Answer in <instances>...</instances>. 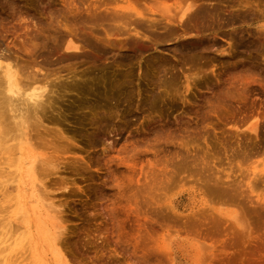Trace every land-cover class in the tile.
<instances>
[{
    "label": "rangeland",
    "instance_id": "1",
    "mask_svg": "<svg viewBox=\"0 0 264 264\" xmlns=\"http://www.w3.org/2000/svg\"><path fill=\"white\" fill-rule=\"evenodd\" d=\"M74 1L79 4V10L66 13L62 0H39L40 12L37 13L45 23L55 14L59 19L75 17L81 21L87 10L91 8L92 12L95 4H100L99 0ZM105 1L109 6L133 5L145 14V26L151 18H158L152 12L156 4L153 0ZM173 1L167 2L173 4ZM217 1H223L219 4L225 13L230 8L224 5L230 1L232 10L242 12L244 17L233 24L201 33H185L179 25L171 24L173 32L167 36L162 34L157 43H153V31H145L142 25L147 35L140 39L142 52H133L134 47H130L132 51L129 48L112 50L108 62L103 64L106 65L104 79L96 77L97 68L90 65L65 62L58 68L52 67L56 73L49 78H56L60 86L54 102L46 106L44 112H38V118L29 120V145L51 153L55 168L39 175L38 181L33 180L32 189L24 184L22 191L13 190L11 187L15 183L7 186L8 182H1L0 210L5 211H0V264H145L150 258L147 252L151 249L154 252L157 245L166 243L173 245V256L184 261L194 255L201 256L207 250L201 252L204 249L197 250L190 245L197 240L211 245L205 252L210 258L202 255L209 260L206 264H222L228 258V261L236 258L237 255L231 256L237 252L246 256L247 251L264 238V203L260 202L259 207L263 211L256 209L260 204L257 198H264V176L259 180L248 178L251 167L264 166V31L259 28L264 25V0L212 2ZM197 3L203 5L202 1ZM2 18L10 20L12 16L7 14ZM80 26L91 39L104 40L101 29L91 32L89 26ZM156 26L161 31L163 22ZM5 34L13 54L23 55L16 30L11 28ZM114 36L118 40L126 37L125 34ZM254 36L257 41H253ZM200 37L214 39L217 44L204 51L205 55L194 64L196 67L193 65L190 70L189 65L179 67L175 49ZM229 37L235 44L232 48L226 39ZM238 37H248L249 42L238 46ZM114 54H118L117 57L126 55V63L112 65ZM165 60L169 63L170 74L153 65V61ZM255 116L257 136L245 135L238 128ZM2 120L0 130L4 133L9 131V124ZM5 120L8 122L9 117ZM236 125L240 126L236 128ZM4 135L2 141L8 140V144L17 141L12 133ZM227 174L228 180H233L231 186L238 182L253 200L246 205L249 213L244 206L246 209L242 207L239 216L243 218L245 213L251 216V211H254L252 216H256V210L262 213L258 219H248L247 215L248 221L244 218L251 227L245 226L252 228V235L258 239L251 238L245 243L239 236L236 239L241 243L235 239L237 224L233 222L239 220V216L232 200L221 205L222 215L213 211L216 217H222L221 220L225 218L223 223L219 221L221 227L219 224L215 227L220 219L213 223L212 213L210 218L209 211L199 212L201 208L207 210L203 201L208 195H204L202 188L207 189L205 186L214 184L217 176ZM201 181H208L203 182L208 184L200 188ZM35 183L42 187L39 189ZM4 189H8L6 193ZM2 195L6 198L2 199ZM42 197L50 201L49 206ZM171 203H175L174 209H170ZM159 208L165 213L163 217L168 209L167 218H161ZM196 209L199 210L197 215ZM25 210L29 214L18 218ZM170 211L172 215L176 213L175 217L180 215L181 221L178 216L173 218ZM188 216L187 224L192 218L190 222L197 225L198 229L193 228L195 233L189 231L192 228L186 224ZM229 217L237 219L226 222ZM15 219H22L24 225ZM14 223L20 226L15 227ZM193 224L189 225L195 227ZM58 227L63 229L62 235L57 233L58 236L51 238ZM196 232L203 235L199 237ZM146 234L151 241L145 238L143 241ZM56 249L61 254L58 255ZM152 254L150 260L154 263L146 264L160 261L158 257L161 256Z\"/></svg>",
    "mask_w": 264,
    "mask_h": 264
},
{
    "label": "bare ground",
    "instance_id": "2",
    "mask_svg": "<svg viewBox=\"0 0 264 264\" xmlns=\"http://www.w3.org/2000/svg\"><path fill=\"white\" fill-rule=\"evenodd\" d=\"M99 1L98 2L100 4H98L97 6L95 4L94 6L95 8H93L92 12H91L92 10L91 8H90L91 10L89 9L90 12L89 10H87V14L84 15V18L81 19V21L76 20L75 17H70L68 19H64V18L59 19L57 16H55L56 15L55 14V15H52L54 17H51L49 20L47 19L49 21L48 23L47 22L45 23L42 20V18H40L39 14L37 13L38 11L40 12V8L38 7L39 0H20V1L19 0H0V10H1L0 11V119L2 120V116H5L3 118L4 120L2 121H4V124L6 123L9 124L7 127L9 131H6L3 133V131L0 130V137H2L0 138V178L2 179L4 178L3 181L2 179H0L1 180L0 184L1 182L2 183L8 182L7 186H9V184L12 185L13 183H15L14 185H12L13 187L11 188L13 190L16 189L18 191H22L24 189L23 185L27 184L28 185L27 188L32 189L31 185H32L33 180L38 181L40 177L39 175H44L46 170H49V168L50 169L55 168L56 162H55L53 155H51V153L49 152L47 153L46 151H40L38 147L29 145V133L31 131L29 120H31L32 117L38 118L39 117L37 115L38 112L40 111L44 112L46 106H49V104H52L54 102L53 98L58 92V88L60 86L59 81L57 82L55 81L56 78H51V79L49 78L51 77L52 74L56 73L54 68L52 67L58 68L61 66V64L65 62H72L75 64L78 63L80 65H83V64L90 65V66H94L97 68V73L95 76L101 79H104L105 74H106L105 72L106 65H103V64L108 62L107 59L112 50L116 49L117 51H121L122 49L129 48V50L132 51L131 50L132 48L130 47H134L135 51L133 52H136V53L137 51L138 53L142 52L141 51L142 44H140V39L142 37H147L145 32H143V30L141 29L142 25L144 26L145 31L146 30L153 31V36H152L153 43H157L158 41L162 39V34L163 36H167L168 34H171L173 32V29L170 26L171 24L179 25L182 28V31L185 33L188 31H194L195 33L197 32L201 33L206 30L208 31L209 29H212V28H221L222 26H227L235 22H238L245 15L239 11L234 12L232 10L233 5L231 4L229 5L230 1L227 4H225L227 2L226 0H224V2L225 1L226 2L223 3V5L225 4L224 6L230 8V10L227 11V13H225V11L220 6V4L223 1L221 3L218 1H217L218 3H214L212 2L214 0H175L173 1V4L171 3L172 4L171 5V4H168L167 2L168 0H153L156 2V4H153L152 12L153 14L158 15V18L157 19L151 18L152 19L151 22L149 21L148 22L149 24L145 26V24L147 23V21H144L145 14L137 10L133 5L128 4V5L109 6L107 4L108 1L107 2L105 0H99ZM198 1H202L203 5L200 3H197ZM20 2H22L23 4ZM31 2H34V3H31ZM78 5L79 4L75 2L74 0H62V8L64 10L62 11L66 13H70L72 12L73 9L79 10ZM7 14L11 15L12 19L3 20L2 16L7 15ZM29 16L32 20L28 18ZM6 17L7 16H5V18ZM33 19L35 21H33ZM143 21L145 22L144 24H143ZM162 22H163L162 30L158 31L156 25ZM8 24H12V27L8 26ZM80 24H85L89 26L91 29V32L93 31L96 32L99 29H101L104 33V40L102 39L101 40L102 42H101V41H96V40L91 39L90 36L85 35V33H83L80 30L81 29ZM11 28H14L17 32V35L20 36V39L18 37V40H19L18 47L20 48V51L24 52L23 55L13 54V51H11V48L9 47V43L6 40L7 37L5 33L9 32ZM259 28H261L262 32L264 31V25H259ZM114 34L116 35L125 34L126 37L125 39L118 40V38L114 36ZM233 38L235 39V37ZM226 39L228 40L227 42L229 46L232 48L234 44L232 37H229ZM253 41H257V37L254 36ZM248 42H249L248 37L244 39H242L241 37H238V40L236 43L238 44V46H243V45H246ZM216 44L217 43L214 39H208L205 37H200L195 41H190V40L186 41L184 42L183 45L175 49L176 64L179 67H182L184 65H187V66L189 65L188 70H190V67L193 66L199 60L200 57H203L205 55L204 51L210 49ZM84 48L86 50L83 51ZM61 49L63 50V52H61L62 51ZM53 55H56V57L52 58ZM116 55L118 56V54ZM126 55L121 54L119 55V57L116 56L117 58L115 59H114L115 56L112 57V60H111L112 65H114V63H118V64L122 62L126 63L124 62L125 60L128 59ZM159 62L153 61V65L160 66L162 68L163 73L170 74V66H169L168 61L165 60L163 62L162 61L160 63ZM165 77L166 76H164V79L167 80L168 78L167 77L165 78ZM66 83H63V84H66ZM166 84H168V82ZM6 114L8 116H6ZM7 117H9L8 122L5 120L7 119ZM243 124H241L242 127L240 125H236L237 127L236 126L235 127L238 128L240 126L238 129L242 131V133L244 134L246 133L245 135H247L248 133V134H252L255 137L257 136L258 126H257L256 116L253 117L249 123H245L244 125ZM8 133H12L13 134L12 138H16L17 141H15L14 143H9V144H8V140L2 141V139L5 137L4 134H8ZM262 171H264V166L260 169H258L257 166H253L249 170L248 178L250 177H252L253 179L258 178L259 180L260 178H262V176H264V173L262 174ZM217 177H216V181L212 185L205 186L208 183L206 184L204 183L208 181H201L202 184L200 183L199 185L200 188H202L201 185L203 184L207 188V189L202 188L205 190L204 195L206 194L208 195V196L206 195L207 197L203 201L204 204L207 206V210L205 211L203 210V208H201L202 210L199 211L196 209L197 212L196 211L194 212L197 215V213L199 212L200 213L204 212L206 214V212L209 211L208 213H209L210 218L212 217L211 215L213 214V218H211V220L214 221L213 223H215V221L218 220L219 218L220 220H218L217 225L214 224L215 227L218 226L219 221L223 223L225 218L223 217L224 219L221 220L222 217L220 218V216L218 215L216 217V214L214 215L213 211H215L217 214L219 213L222 215L223 211L220 209L221 205H225V203L228 202V200L234 201L236 206L238 207L237 208L235 206L237 209V213H236L238 214L237 216H239L240 213L242 212L241 211L242 207L246 206L248 203L250 204L251 202H253L251 196L249 195V192H247L246 189L242 190L240 185H238L239 184L238 182L234 183V185L232 184L231 186L230 182H232L233 180L232 179L228 180L229 174L224 175V177L222 176L221 177L219 176L218 178ZM227 180L229 182H227ZM248 182H250V180ZM251 182H255V181L251 180ZM39 183L42 184L40 180H39ZM36 184L37 183H35V185ZM228 186L229 187L231 186L232 188L231 187L229 188ZM2 187L4 188L3 185ZM37 187H39L40 189V187L42 186L38 185ZM3 188H2V192H3ZM39 189L37 190L39 191ZM202 189L200 191L203 192L204 190ZM7 190H5V193L7 192ZM37 190L35 191L36 194L38 193ZM250 192H253V191L250 190ZM5 193H2V194H5ZM5 195L7 196V194ZM3 196L4 195H2L1 198ZM3 198L5 199L6 197L4 196ZM42 198H43V202L47 201V200H44L46 198L44 197ZM42 198L39 200L41 201ZM207 198L209 199L207 200ZM257 201H258V204L260 202L264 203V198H261V199L257 198ZM257 201H256V205H257ZM49 202H48V206L50 204ZM174 204L175 203L170 204V209L175 208ZM213 204L215 205L217 204L219 205V207L216 208ZM164 205L162 204L163 207ZM230 205L234 206L232 205V203ZM230 205L228 204V206ZM162 206L160 205L159 207L163 209ZM246 207L244 208L248 210L247 212L249 213V209H248L249 206H246ZM259 207H261V203L259 204L258 208L256 207V209H259L261 211L262 208L260 209ZM245 209L243 210L244 213L246 212ZM2 210L5 211L4 209H1L0 211ZM251 210L252 209H250V211ZM259 210L255 211L256 216H252L253 215L252 212L254 211H251L250 212L251 216H249L248 213L247 214L245 213L243 214L244 216L243 218L242 216H239V220L235 218L237 219L236 221L235 219H232V217L231 218L229 217V219H227L228 217L226 218V222L227 220L231 221L230 219H232L233 221H235L233 222V224L234 223L237 224V227H234L237 230L235 239L240 238L241 241L244 243L245 241L247 242V240H252L254 238L258 239L257 236L252 235L253 229L251 228L252 230L251 231L250 228H248L249 226L251 227V225H248L245 222L246 221L245 219L247 218L248 219L251 218V220L258 219L260 215H262V213ZM159 211H160V208H159ZM165 211L167 213L165 217L162 216L165 214V213L162 214L163 210H162V213L160 211L161 218L168 217L167 216L168 209H166ZM194 213H190V214L193 215L194 217L196 216ZM210 213L212 214L210 215ZM24 214L28 215L29 211L25 210V212L22 215L20 214L21 217L20 216L19 217L17 216V217L24 218L25 217L23 216ZM169 214H171V211ZM190 214L188 213L189 216H191ZM175 215L176 213L172 215V217L174 218ZM246 215L249 217L245 218ZM177 216L178 218L180 217V215H177ZM183 216H187V215H183ZM189 216L185 217L186 224L188 222L187 219L189 218ZM180 218L182 219V217ZM180 218L178 220L181 221ZM15 220H18V219H15ZM18 221H20V219ZM153 221H155V219H153ZM190 221H192V218H190L189 223L187 224L189 227L186 226V228L187 227L189 229L192 228L191 230H189L188 228L187 229L189 231L194 230L192 231V233L193 232L195 233L196 229H193V228H197V225H195V223L193 224L194 221L192 223ZM221 222L219 224V227L222 226ZM16 224L14 223L15 227L20 226ZM189 224L190 225L193 224L195 227H191ZM246 224L248 225V227L245 226ZM7 227L10 228V226H7ZM59 228L60 227H58V229ZM217 228H215L216 231H217ZM59 230L56 229V231H58L56 232V234H53L52 232L51 238L54 237V235L58 236L63 229H61L60 232ZM198 231L200 230H197V232ZM211 231L212 230H210V232ZM153 232H154V229H153ZM207 232L210 233L209 231ZM147 234L145 235V237H143V241L145 239L148 240V238L150 237V233H149L148 238H146ZM153 234H155V232ZM197 234L199 235V237L200 235H203L201 232L200 234L199 233ZM237 236H239V238ZM243 238H246V240H244ZM54 240H56L55 241L56 244L59 241L58 237L57 239H54ZM237 241L240 242V240H237ZM203 243H201V240L200 242L199 240H197L196 242L190 243V245L197 250L204 249L201 252L205 251L206 249L210 250L211 248L210 243H209L210 247L208 245H205V243L204 244ZM143 245H142V249H143ZM144 246H145L144 248H146V245ZM172 246H173L172 244L166 243L165 245H160V244L157 245V249L154 252H152V250L154 249H151L152 253H157L158 256H161V257L157 256L158 258H160V261L159 259H158L159 262L157 261L158 263L160 264L161 263L162 264H206V261H209V260L207 259L205 260L204 256L206 257L209 256V258L211 256V255H208L209 253L206 255L205 253L207 251L206 250L205 252H203L205 255L202 254L204 256L202 255L199 256L200 254H198L197 256L194 255L190 259L181 261V259H177L176 256H173L174 251H173ZM56 251L58 255L61 254L58 249H56ZM151 252L150 251L147 252V255H149L150 258L151 256L152 257L154 256ZM236 255L237 257L233 258V260L230 259L231 261L230 260L228 261L229 259L228 258L227 261L222 264H264V238L259 239V242L257 244H254L253 247H251L247 251L246 253L247 257L242 252L241 254H238L237 252V254H234L231 257H234ZM150 258L148 259L150 260ZM149 260L145 261V264L146 262L152 263L153 260H150V261ZM151 263H147V264H151Z\"/></svg>",
    "mask_w": 264,
    "mask_h": 264
}]
</instances>
